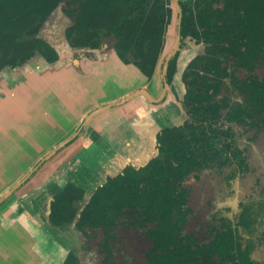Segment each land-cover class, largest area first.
Listing matches in <instances>:
<instances>
[{"label": "flooded vegetation", "instance_id": "flooded-vegetation-1", "mask_svg": "<svg viewBox=\"0 0 264 264\" xmlns=\"http://www.w3.org/2000/svg\"><path fill=\"white\" fill-rule=\"evenodd\" d=\"M64 9V3H59L36 32V37L51 47L57 59L56 48L44 38L45 32L50 38L62 31L65 41L64 32L71 22ZM60 17L66 20L65 24L57 21ZM54 18L60 29L55 30L53 26L46 29ZM203 46L200 41L181 38L179 29L178 45L171 57L175 58V66L170 78L167 77V68L164 71L168 89L163 92L160 88L164 96L170 94L173 100L166 104H163L164 97L154 100L156 105L163 104L161 107L172 106L173 119L157 129L151 152L143 162L126 164L116 174L108 176L120 175L126 167L132 170L146 167L147 170L151 163L160 173L150 169L147 181L157 185V189L146 191L148 194L141 198L140 207L133 205L132 185L134 183L141 188L144 183L142 180L137 182L135 174L129 172L128 196L123 205H116L120 211L115 205L111 206L118 211L107 212L110 217L107 227L99 224L92 228L75 226L90 195L104 180L87 184L80 199L70 202L74 209V229L83 238L92 264H181L180 258L184 253L198 260L197 264H264V112L262 117L251 121L255 126L252 128H245L241 118V121L237 120L239 117L234 118L239 108L232 113L229 108L241 103L237 93L244 75L240 70L232 69L231 65L223 68L222 88L216 94L193 84V74L185 77V66L194 57L202 55ZM33 57L44 61L40 54ZM196 88L201 92L194 97ZM192 105L210 108L205 110V116H201L191 110ZM211 108L215 109L216 115H211ZM170 129L176 136L166 135ZM195 137H198L196 141ZM166 144L172 145L174 157H167ZM153 159L155 161L147 165ZM164 185L168 187L164 188ZM150 195H157L154 204L158 201L160 206L149 205ZM102 196L103 202L110 198V195ZM111 198L116 199L117 196L112 195ZM162 205L167 208L163 210ZM169 210L173 217L182 215V223L169 235L178 243L166 244L165 247L164 237L156 234L160 230L159 220L147 224L141 220L150 215L157 219ZM56 227L60 226L49 228ZM218 235L223 237L221 244L225 254L222 255L215 251L218 243H213ZM164 256L169 260L166 263ZM64 260L67 264H78L72 252H68Z\"/></svg>", "mask_w": 264, "mask_h": 264}, {"label": "crops", "instance_id": "crops-1", "mask_svg": "<svg viewBox=\"0 0 264 264\" xmlns=\"http://www.w3.org/2000/svg\"><path fill=\"white\" fill-rule=\"evenodd\" d=\"M55 18L46 29L58 30L56 22L66 21ZM61 32L50 38L45 32L57 50L56 62L33 57L0 72V196L17 187L0 202V264H63L68 252L78 264H92L74 223L45 226L38 206L42 194L51 195L82 171L89 162L77 157L89 150L100 155L91 166L92 182L143 162L157 129L173 119L174 108L161 107L173 97L162 94L156 68L147 81L112 49H72ZM171 32L168 25L162 52ZM163 97L162 105L154 103Z\"/></svg>", "mask_w": 264, "mask_h": 264}, {"label": "trees", "instance_id": "trees-1", "mask_svg": "<svg viewBox=\"0 0 264 264\" xmlns=\"http://www.w3.org/2000/svg\"><path fill=\"white\" fill-rule=\"evenodd\" d=\"M62 2L65 15L71 22L64 32L68 47L112 49L121 63L132 65L147 79L151 77L164 47L167 26L172 17L169 0H0V71L18 68L35 54L42 55L48 64L57 61L56 53L36 37V32L46 16ZM179 5L181 38L204 44L202 55L194 57L185 66V77L193 74V84L216 94L222 88L220 79L225 73L223 68L231 65L232 69L240 70L244 75L237 93L241 103L229 109L232 113L239 108L234 118L239 117L238 121L242 119L245 128L255 127L251 121L262 117L264 112V0H179ZM174 66L175 58H172L166 66L168 78ZM200 92L196 88L192 95L196 97ZM202 108V105H192L191 110L205 116V110L210 107ZM211 110V115L217 114L215 109ZM166 135L176 136L172 129ZM197 139L194 138L195 141ZM166 145L167 157H174L172 145ZM153 161L150 160L147 165ZM143 169L145 173L142 174ZM143 169L126 167L120 175L113 178L106 176L108 178H104V183L90 195L75 226L92 228L99 224L107 227L110 220L107 212L120 211L121 208L116 205H123L128 196L129 172L135 174L137 182L142 180L141 183H144L141 188L133 183L131 188L132 204L140 207L141 198L148 194L146 191L157 189V185L147 181V173L157 167L150 163L147 170L146 167ZM155 172L160 173L158 170ZM82 189L69 182L53 195L49 201L45 226L70 223L74 215L70 202L80 199ZM102 195H110V198L103 202ZM112 195L117 198H111ZM156 196L148 197L149 205H155ZM113 205L118 209L112 208ZM158 206L160 203L157 201L155 208ZM166 208L162 205L163 210ZM181 216L173 217L169 210L157 219L150 215L144 220L142 218L141 222L147 224L159 220L160 230L156 234L164 237L166 247V244L178 243L169 235L170 231L178 230L182 223ZM143 223L141 226H144ZM222 239L218 235L213 241L218 243L215 248L218 255L225 254ZM187 255L182 254L181 264H197L198 260ZM164 258L165 263L169 261ZM173 259L177 261L176 256ZM64 261L63 264H67Z\"/></svg>", "mask_w": 264, "mask_h": 264}, {"label": "water", "instance_id": "water-1", "mask_svg": "<svg viewBox=\"0 0 264 264\" xmlns=\"http://www.w3.org/2000/svg\"><path fill=\"white\" fill-rule=\"evenodd\" d=\"M170 1V4H172V17H171V21L169 23V25H171V30H172V27L174 28V30L176 31L175 32V41H174V45L173 47L169 50V52L165 55V57L163 58V60L161 61V64L159 66V71H158V77H159V80H160V84H161V87H162V90L163 92L166 90V83H165V79H164V71H165V68H166V64L167 62L171 59V57L173 56L174 52H175V48L177 47L178 45V40H179V29H180V22H181V9H180V5H179V0H169ZM175 10V11H174ZM158 63V62H157ZM155 68H157V64L155 66ZM1 72V71H0ZM122 103V102H121ZM55 150L56 149H52L51 152L45 156H43L39 162H43L45 161L48 157L52 156L54 153H55ZM89 154L86 155V154H83V155H79L77 158L80 159V160H83V161H88L89 163H82L80 161V163H82L84 166H83V169L82 171H77L76 173L74 172L73 173V176L71 178H68L66 180H64V182L62 184H60V186L57 188L58 190L54 193H52L51 195L48 194H42V201L41 203L38 205L40 206L41 208V211L43 212L42 214H45L44 217H45V223H47V214H48V205H49V201H51L53 195H55L66 183H73L75 184L76 186H81L82 188H84L87 184H90L92 181H88V178H89V175H90V170L92 167L95 168V166L98 164V159L100 158V155H96L95 152H91V150H89ZM91 158V160H90ZM101 160H103L101 158ZM105 160V159H104ZM38 162V163H39ZM104 163V162H102ZM38 166V164H36ZM92 166V167H91ZM101 168V166H99ZM104 169V166L102 168V170ZM100 170V171H102ZM95 171V170H94ZM110 172H106V174L110 175ZM104 174H102L101 176V179L103 178ZM99 180V179H98ZM104 180V179H102ZM19 186V185H18ZM14 188H17L16 186H12L11 188H9L8 190H6L2 196H0V202L5 199L9 194H11V192L14 190ZM74 219L66 224L67 226L70 225V224H73L74 223ZM65 226V225H64Z\"/></svg>", "mask_w": 264, "mask_h": 264}, {"label": "rangeland", "instance_id": "rangeland-1", "mask_svg": "<svg viewBox=\"0 0 264 264\" xmlns=\"http://www.w3.org/2000/svg\"><path fill=\"white\" fill-rule=\"evenodd\" d=\"M171 38H169L170 40V43L166 45V49L164 52L161 53L160 57H159V60H158V63H157V68H156V71L158 73V69H159V66L161 64V61L163 60V58L165 57V55L169 52V50L173 47L174 45V41H175V37H174V34H175V30L174 28L172 27V30H171ZM167 38V34L165 35V39ZM166 40H164V43H165ZM83 77V76H82ZM168 89V86L166 85V90Z\"/></svg>", "mask_w": 264, "mask_h": 264}]
</instances>
